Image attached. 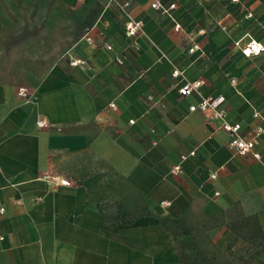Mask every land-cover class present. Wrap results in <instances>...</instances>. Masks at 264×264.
I'll return each instance as SVG.
<instances>
[{"label": "crops", "instance_id": "crops-1", "mask_svg": "<svg viewBox=\"0 0 264 264\" xmlns=\"http://www.w3.org/2000/svg\"><path fill=\"white\" fill-rule=\"evenodd\" d=\"M3 1L21 22L36 23L38 12L18 16L13 0ZM159 1L175 7L162 13L153 0H105L93 25L33 86L0 84V264H181L172 234L154 215L178 217L193 201L208 217L235 203L255 215L263 232L256 259L264 263V133L256 137L258 159L239 154L228 147L219 120L189 110L204 96L222 94L226 118L243 136L264 125V0ZM93 4L56 1L69 12L60 39ZM129 19L141 22L133 37L125 33ZM12 21L0 13V24ZM242 37L263 50L243 55L235 44ZM191 41L199 48L189 52ZM199 79L204 84L179 95L182 84ZM19 87L27 88L26 97ZM91 119L100 130L89 145L92 164L102 160L152 201L151 215L127 223L132 215H122L113 195L104 223L115 230L101 226L103 168L78 174L94 167L74 153L85 147V135L59 132ZM66 162L79 170L69 175ZM176 164L181 171L174 174ZM209 235L222 252L227 242H242L226 228Z\"/></svg>", "mask_w": 264, "mask_h": 264}, {"label": "trees", "instance_id": "trees-1", "mask_svg": "<svg viewBox=\"0 0 264 264\" xmlns=\"http://www.w3.org/2000/svg\"><path fill=\"white\" fill-rule=\"evenodd\" d=\"M22 1L13 0L15 7L21 10L22 15H24L27 13V8L21 4ZM56 1L47 0L45 2L44 18L39 24H32V20L27 18L21 22L10 12L7 4L0 0V13L10 14L13 19L12 25L0 24V53L6 61L4 66H0V84L16 83L23 85L27 83L33 86L37 82L38 75L45 71L46 67L56 56L64 48H69L76 43L85 34L86 28L93 25L105 4V0H94V4L88 9L84 20L80 23H73L71 28L66 31L63 39L57 37L58 47L52 51L51 41L54 35L49 31H43L48 21L49 13L54 8ZM38 11L39 4L35 1L30 12L31 16L34 17ZM62 33L61 31L60 34ZM37 39H42L47 46V57L35 65L33 75H23L10 64V60L20 45ZM99 131V127L92 119L83 124L63 126L59 129L61 133H83L85 135V147L74 151V153H82V156H85L86 162L90 165L93 162V154L89 150V145ZM64 154L68 155L71 153L64 151ZM56 156L58 155L56 154L52 158L53 161ZM99 162L100 165L105 166L100 173L103 178H106L101 183L103 198L101 203L98 204L102 215L101 226L109 230L116 229L115 226L112 227L104 223V218L109 216V214L105 213V210L113 195L117 196L115 203L118 208L122 209V215L124 216L127 213L132 215L130 218L124 219V222L131 223L139 216L151 215L147 208L152 201L126 177L107 166L102 160H99ZM97 172L99 171L93 170L89 172L81 170L78 174L83 177ZM154 216L159 218L161 225L172 234L181 264H264L256 259L263 239V232L255 215H246L239 203H235L233 206L211 217H208L203 211V207L194 201L178 217L169 215ZM216 228H226L242 241L239 247V254L233 253L229 246L224 252L218 249L209 235V232Z\"/></svg>", "mask_w": 264, "mask_h": 264}, {"label": "built area", "instance_id": "built-area-1", "mask_svg": "<svg viewBox=\"0 0 264 264\" xmlns=\"http://www.w3.org/2000/svg\"><path fill=\"white\" fill-rule=\"evenodd\" d=\"M233 2H236L238 0H232ZM153 7L157 10H160L162 13H168L169 10L173 9L175 7L174 3L169 4L168 6L163 5L159 0H153ZM248 16H251L250 13L247 14ZM141 28V22L138 20L129 19L125 25V33L129 37H133L136 35V33ZM174 30L179 31L180 25L175 23L174 24ZM88 43H92L90 37H86ZM235 44L240 48L241 52L245 56H251V55H257L263 50V45L258 42L255 39L249 38L245 39L244 37L239 38L235 41ZM199 48V44L197 42L191 41V43L187 46V49L189 52H192ZM73 64H76L74 61ZM181 74V71L178 68H174L172 70V75L174 77H177ZM233 82V80H231ZM202 84H204L203 79L195 80L193 82H187L185 84H182L178 88L179 95L186 96L189 95L191 92L195 91L198 87H200ZM18 94L21 97H26L28 92L26 87H19ZM225 102V97L222 94H218L215 96H204L200 99V101L194 105H191L189 107L190 111L199 110L202 112H208V117L211 120H219V129L224 131L228 138V147L239 153V154H252L254 158H259V153L255 151V144H256V137L264 133V125L258 126L255 128L254 136L251 138H247L243 136L240 132V125L238 123H232L227 120L226 113L223 108V103ZM114 103H110V107H114ZM255 116H258V113L256 112L254 114ZM132 123V120L130 121ZM40 125H43L41 122ZM182 159L184 156L181 157ZM181 171V167L179 164H176L172 172L174 174H177ZM215 175L212 174L211 178H214ZM59 184L61 185H67L69 184L68 179H61L59 180ZM169 201H162V204L167 205ZM4 212V208L0 206V213Z\"/></svg>", "mask_w": 264, "mask_h": 264}, {"label": "rangeland", "instance_id": "rangeland-1", "mask_svg": "<svg viewBox=\"0 0 264 264\" xmlns=\"http://www.w3.org/2000/svg\"><path fill=\"white\" fill-rule=\"evenodd\" d=\"M34 1L36 0H23L22 1L25 7L27 8V13L31 12ZM37 2L39 4V11L36 15L37 16L36 23L39 24V22L41 21L45 13L46 0H37ZM67 11L68 10L66 9L54 7L52 11L49 13V18H48V21L46 23V26L43 32L49 31L51 32V34L54 35V38L51 41L52 49L57 47L55 42L57 41V37H62V34H60L61 31L69 27L70 22L67 19H65V16L69 13ZM15 13L18 16H20L22 12L21 10H15ZM9 23L10 21L8 22V24ZM47 54H48L47 46L43 43L42 39H37V40L32 41L30 44H26V45L18 47L17 50H15L10 60V64L13 67H15L19 72H22L23 75H33V69L35 65L39 64V61H43L47 57ZM5 64H6V61L2 58V54L0 53V66H4ZM83 158L85 159V156ZM94 161L95 163L92 164V166L94 167H91L88 171H93L95 169L100 170L102 168H105L104 165H100V162L97 161L96 158L94 159ZM62 164H63L62 167L65 170L67 169L66 171L68 174L71 173L72 171H77V169L79 170V168L74 169V170L73 169L68 170L72 167V165H70L68 162H66L65 164L64 163ZM212 237L215 239L216 235L212 234ZM229 243H232L231 245L232 247H234V249L232 250L233 253L239 254L240 245H236V243L233 242L232 240L229 241ZM229 243L227 242V245ZM227 245H225V249H227Z\"/></svg>", "mask_w": 264, "mask_h": 264}]
</instances>
